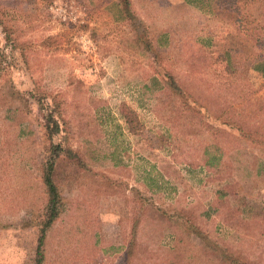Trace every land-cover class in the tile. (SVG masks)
<instances>
[{
  "label": "rangeland",
  "instance_id": "rangeland-1",
  "mask_svg": "<svg viewBox=\"0 0 264 264\" xmlns=\"http://www.w3.org/2000/svg\"><path fill=\"white\" fill-rule=\"evenodd\" d=\"M214 4L0 0V264H36L53 161L44 264H264V73Z\"/></svg>",
  "mask_w": 264,
  "mask_h": 264
},
{
  "label": "trees",
  "instance_id": "trees-1",
  "mask_svg": "<svg viewBox=\"0 0 264 264\" xmlns=\"http://www.w3.org/2000/svg\"><path fill=\"white\" fill-rule=\"evenodd\" d=\"M185 1L191 4H199L200 2H202V0ZM125 10L127 12V15H129L131 18L134 17V14L130 9L129 2L126 3ZM224 10H229L233 14H236V18L234 20H232V17L234 15L230 14V18L228 19H230V22H233V25H237L238 23V31L240 33V37H242L241 40H244L245 42L249 43V45L253 48V51H249L248 55L249 58L252 59V65L250 66V68L264 73V0H215L214 13H216V15H220L224 12ZM4 22V19H2V17L0 16V24H4ZM255 24L257 25L254 26ZM224 47L225 49L223 57H225V59L222 61H226V71H228L229 74H233L234 69L236 67H233L232 63L236 64L235 57L236 52L239 49H235V47H232L231 45H227ZM168 82L171 87L177 89L179 92L183 91V89L179 86L177 80L174 77H171L170 81ZM195 100L196 102H198L197 99ZM220 117L223 118L222 122L224 124H228L232 121H235L234 119H229L230 117H228L227 115L226 118H224L222 115H220ZM56 130H59L58 124L56 125ZM248 136H252L253 138L251 139L255 143L260 142L258 139H256L259 136L257 132L253 134L250 133ZM260 145L264 146V139L260 142ZM67 149L68 150L66 151L68 153L73 152V149ZM77 160L80 165L84 166L83 160H79L78 158ZM54 165L55 161L49 164L48 170L46 171L44 176L46 186V201L44 203V206L39 209V214L34 215V217H32L31 219V221L33 220L31 223L38 226L39 232L36 248V264L45 263L49 232L54 227L56 222L60 219L66 207L65 199L62 195L60 186L55 182L53 178L52 171Z\"/></svg>",
  "mask_w": 264,
  "mask_h": 264
}]
</instances>
